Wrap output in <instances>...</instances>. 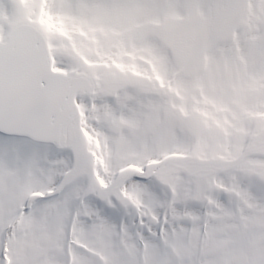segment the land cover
<instances>
[{
  "label": "snow or ice",
  "instance_id": "1",
  "mask_svg": "<svg viewBox=\"0 0 264 264\" xmlns=\"http://www.w3.org/2000/svg\"><path fill=\"white\" fill-rule=\"evenodd\" d=\"M0 264H264V0H0Z\"/></svg>",
  "mask_w": 264,
  "mask_h": 264
}]
</instances>
